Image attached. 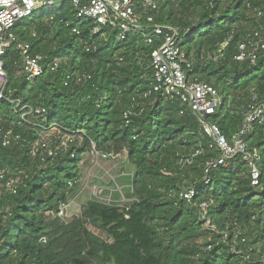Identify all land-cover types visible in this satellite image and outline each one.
<instances>
[{
  "label": "trees",
  "instance_id": "16d2710c",
  "mask_svg": "<svg viewBox=\"0 0 264 264\" xmlns=\"http://www.w3.org/2000/svg\"><path fill=\"white\" fill-rule=\"evenodd\" d=\"M152 15L157 25L180 30L193 62L185 67L187 77L221 92L224 104L209 121L232 137L253 98L264 103V49H257L255 64L236 60L254 29L264 43V0H159ZM93 28L77 18L71 0H62L49 18L37 12L12 30L31 44L32 55L61 65L30 83L18 76L19 51L11 48L3 57L9 82L0 100V169L22 183L0 198V264H264V123H255L247 136V151L260 158L259 186L252 185L242 155L206 174L220 152L210 148L187 107L153 92L150 55L157 44L141 36L118 41L116 32L96 35ZM224 44L220 60H205ZM86 45L96 49L88 52ZM10 100L46 115L22 121ZM9 131L12 143L4 147ZM44 131L56 137L55 156L46 149L32 153ZM65 134L80 144L58 150ZM93 144L127 155L133 176L126 178L125 198L132 205L93 200L81 217H49L79 195L81 163ZM188 190L195 192L191 202L181 196ZM203 203L212 204L206 220ZM89 226L108 240L91 238Z\"/></svg>",
  "mask_w": 264,
  "mask_h": 264
},
{
  "label": "built area",
  "instance_id": "2783aa9c",
  "mask_svg": "<svg viewBox=\"0 0 264 264\" xmlns=\"http://www.w3.org/2000/svg\"><path fill=\"white\" fill-rule=\"evenodd\" d=\"M55 0H0V100L6 99L9 76L5 68L3 57L7 50L13 48L19 51L22 56L21 75L27 81L33 83L36 79L44 76L49 68L52 73L59 71L61 60L55 59L46 64V59L39 54L32 55L30 43L21 42L12 32L19 21L31 19L38 11L47 7H54ZM71 4L76 11L79 20L92 21L94 23L93 33H103L105 29L116 32L118 41H125L131 36H141L146 39L149 45L157 44V47L150 55L151 69L153 71V92L161 93L163 96L178 100L187 107L192 115L197 119L201 133L211 140L210 148L217 149L220 157L211 160L206 165V174L219 166H228L235 157L242 155L243 160L248 163L251 174L252 185L257 187L260 183V171L258 163L260 158L257 154H250L247 151V136L255 123H264V103H260L257 97L253 98L244 114V119L238 132L227 138L223 135L217 124L211 123L209 117L218 113L224 101L221 92L212 85L190 80L185 71V67L191 68L193 62L188 58V54L182 47L181 32L178 28L171 26H161L155 23L152 12L159 8V0H71ZM55 8L45 11V17L49 18ZM261 16V13H259ZM150 29L151 33L146 30ZM248 42L239 46V53L236 60L243 62L249 59L256 63V51L258 48L264 49V43L260 38V33L254 29V33L247 36ZM227 46L224 44L213 55L205 58L206 61L217 62L223 56V50ZM92 45H86V51L95 50ZM249 49L251 51H249ZM11 93V91H9ZM147 96V95H146ZM15 104V112L20 115L22 121L28 117L45 116L46 110L43 108L33 109L24 106L18 100H10ZM128 115H125V119ZM41 136V139L34 144L32 150L36 155L40 150L46 149L48 155L55 156L57 153L53 149L56 137L49 132ZM20 135L15 136L16 141H20ZM80 138L71 134L62 135L59 140L58 150L66 151L72 144H80ZM12 143V132L4 133L3 146L8 147ZM90 153L95 159H102L111 162L123 160L127 163V155L104 153L93 144ZM196 155H199L197 152ZM193 158L186 159L184 164L191 165ZM133 176V173L131 174ZM22 183L20 177L10 175L8 169H0V198L5 191L15 193L17 186ZM102 190L94 192L91 201H97L106 206H116L128 209V201L122 194L119 202L113 198V193L107 199H103ZM182 198L191 202L195 196L194 190L184 192ZM79 197V195L77 196ZM76 197V198H77ZM76 198L68 203H62L58 211L50 212L47 215L62 222H68L73 218L81 217L85 207L76 204ZM102 200V201H101ZM211 203L201 205L202 219L206 220ZM126 218H128L126 216ZM210 223H208L209 225ZM210 226V225H209Z\"/></svg>",
  "mask_w": 264,
  "mask_h": 264
},
{
  "label": "rangeland",
  "instance_id": "374dc122",
  "mask_svg": "<svg viewBox=\"0 0 264 264\" xmlns=\"http://www.w3.org/2000/svg\"><path fill=\"white\" fill-rule=\"evenodd\" d=\"M55 1L56 4L54 7H47L42 11L48 12L53 8L58 10L61 7L62 0ZM42 11H38V14ZM246 25L250 26L251 22H248ZM18 76H22L20 71ZM130 168L131 167L127 163H124L123 160L109 162L107 160L95 159L91 153L85 154L81 163L82 178L76 204L80 207H86L88 201H91V199L95 197L94 192L96 190L103 191L101 195L103 199H107L112 192L113 198L120 202L122 200V194L124 197H127L129 181L126 178L132 174V168ZM89 231L91 238H99L100 241L108 240L104 233L99 232L92 226H89Z\"/></svg>",
  "mask_w": 264,
  "mask_h": 264
},
{
  "label": "water",
  "instance_id": "95a60500",
  "mask_svg": "<svg viewBox=\"0 0 264 264\" xmlns=\"http://www.w3.org/2000/svg\"><path fill=\"white\" fill-rule=\"evenodd\" d=\"M130 205H132V202L127 203V206H130Z\"/></svg>",
  "mask_w": 264,
  "mask_h": 264
}]
</instances>
